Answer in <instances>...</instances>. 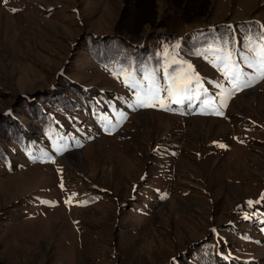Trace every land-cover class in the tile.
I'll return each mask as SVG.
<instances>
[{"label":"rangeland","instance_id":"374dc122","mask_svg":"<svg viewBox=\"0 0 264 264\" xmlns=\"http://www.w3.org/2000/svg\"><path fill=\"white\" fill-rule=\"evenodd\" d=\"M248 19L264 23V0H0V114L13 123L23 99L53 90L62 75L111 90L115 81L84 53L87 35L140 45L150 33L176 41L198 24ZM166 46L159 42V51ZM59 160L70 185L107 197L89 207L80 193L67 200L54 189L51 166L2 172L0 264H169L215 231L225 249L241 248L223 230L245 206L264 220V79L229 95L222 115L129 112L116 134L98 131ZM35 197L53 201L26 221L38 212ZM261 238L244 243L255 264H264Z\"/></svg>","mask_w":264,"mask_h":264},{"label":"trees","instance_id":"16d2710c","mask_svg":"<svg viewBox=\"0 0 264 264\" xmlns=\"http://www.w3.org/2000/svg\"><path fill=\"white\" fill-rule=\"evenodd\" d=\"M132 8L133 5H130L125 16L133 15ZM262 29L264 23L251 19L236 21L232 25L205 23L190 28L176 41L168 34L154 36L150 33L149 40H144L140 45L126 36L113 33L87 35L82 39L84 53L96 62L99 67L97 72L104 75L106 81H115L116 85L108 81L113 87L111 90L103 85L97 88L93 87V82L83 83L74 78L72 80L69 75H62L53 90L37 91L35 95L29 96L30 100L23 99L17 107L19 110L13 111L19 115L13 123L5 116L7 113H1L0 175L2 172L14 174L26 167L41 169L51 166L57 177L54 189L60 196H68L67 200H72L80 193L84 199L82 205H94V200L104 199L107 194L97 189H78V186L70 185L67 179L64 180L66 171L59 159L69 151L85 148L90 136L98 131L102 135L116 134L127 123L129 112L141 109L133 107L135 92L126 86L125 77L140 81L145 74L154 72L163 85L166 69L169 75L191 71L193 76L200 78L205 95L200 100L193 96L190 101L186 100L179 105L172 104L169 99H165L164 103L169 105L170 113L175 115H217L213 114V110L222 113L229 95L237 91L231 90V84L218 67L213 66V50L219 48L222 41L230 40V50L246 51L243 46L250 37H258ZM159 42L169 44L162 48V53L158 49ZM188 65H191V69H188ZM262 80L252 83L251 87ZM161 96L167 97V93L163 92ZM204 99L210 102L207 108L201 102ZM222 104L226 106L222 107ZM52 201L35 197L32 207L38 212L27 216L26 221L35 219L41 208L45 209L47 203ZM261 205L264 208V201ZM253 209L246 206L240 208L242 216L236 220L238 223L225 229L221 227L224 234H230L241 241V248L225 249L223 245L229 242L220 232L218 234L215 231L212 236L202 237L195 244L189 245L177 261L169 264H255L258 260L247 255L248 248L244 243L257 233L262 237L260 242H263L264 220L259 219V213ZM22 217L25 219L26 215ZM240 225L247 228H240ZM242 233L247 236H241ZM224 251L235 255V260L225 256Z\"/></svg>","mask_w":264,"mask_h":264},{"label":"snow or ice","instance_id":"6c2138e0","mask_svg":"<svg viewBox=\"0 0 264 264\" xmlns=\"http://www.w3.org/2000/svg\"><path fill=\"white\" fill-rule=\"evenodd\" d=\"M6 2V0H5ZM17 11L16 9L12 10ZM230 40H224L219 48L213 50L215 60L213 66L218 67L225 79L231 84V90L241 91L243 88L251 87L252 83L264 79V29L258 37H250L247 44L241 50L234 52L229 49ZM177 63V61H173ZM171 67V65H169ZM183 67V66H182ZM191 69V65L187 66ZM251 69L252 71H246ZM175 73V69H173ZM126 86L135 92L134 108L160 107L163 110H170L169 105L164 103L169 99L172 104H182L191 100L193 96L200 100L205 91L198 76H193L191 71H184L180 74L165 75V83L160 84L154 72L145 74L140 81L125 77ZM166 92L167 97L161 93ZM207 108L210 102L207 99L201 101ZM226 106V105H221ZM213 114L222 115L218 110ZM224 147V145H220ZM63 185H61L62 187ZM70 202V201H68ZM251 206V201L248 202Z\"/></svg>","mask_w":264,"mask_h":264}]
</instances>
